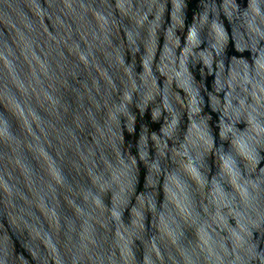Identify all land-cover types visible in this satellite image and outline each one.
I'll list each match as a JSON object with an SVG mask.
<instances>
[{
  "label": "water",
  "instance_id": "obj_1",
  "mask_svg": "<svg viewBox=\"0 0 264 264\" xmlns=\"http://www.w3.org/2000/svg\"><path fill=\"white\" fill-rule=\"evenodd\" d=\"M0 264H264V0H0Z\"/></svg>",
  "mask_w": 264,
  "mask_h": 264
}]
</instances>
